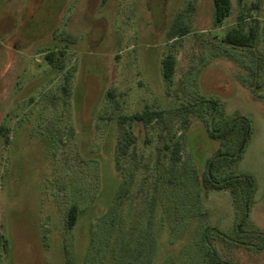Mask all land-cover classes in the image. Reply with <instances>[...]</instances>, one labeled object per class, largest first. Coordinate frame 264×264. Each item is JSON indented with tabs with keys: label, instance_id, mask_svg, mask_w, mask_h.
<instances>
[{
	"label": "rangeland",
	"instance_id": "obj_1",
	"mask_svg": "<svg viewBox=\"0 0 264 264\" xmlns=\"http://www.w3.org/2000/svg\"><path fill=\"white\" fill-rule=\"evenodd\" d=\"M241 12L247 27L258 21L253 56L219 43ZM178 16L188 34L175 45ZM213 16L212 0H0V264H122V249L131 264L145 240L142 264H206L205 228L221 259L264 264V0H231L216 27ZM184 104L200 113L183 130L171 112ZM145 108L163 122L127 119ZM233 122L223 175L251 179L246 211L196 184L220 147L207 128ZM170 136L183 148L168 183L156 157Z\"/></svg>",
	"mask_w": 264,
	"mask_h": 264
},
{
	"label": "trees",
	"instance_id": "obj_2",
	"mask_svg": "<svg viewBox=\"0 0 264 264\" xmlns=\"http://www.w3.org/2000/svg\"><path fill=\"white\" fill-rule=\"evenodd\" d=\"M244 0H238L239 3H242ZM214 16L213 23L214 26H219L223 21L229 16L231 12V0H212ZM246 17L241 14L237 17V21L234 27L228 28L224 35L219 39V43L223 46L222 51H232V52H241L242 54L246 53L250 56H253V50L258 46L259 41V27L258 21L252 19V25L246 26ZM188 34V29L185 23L182 22L180 16L175 18L172 23L170 30L167 33V39L172 41L173 44H177L178 40ZM54 56L53 51L46 55V59L52 63V57ZM175 58L172 54L166 55L162 61V75L165 81H170L174 74L175 70ZM52 66H55L53 63ZM66 91V88H64ZM110 96V93H107ZM200 106H194L192 104H184L180 108H174L171 112L173 116L181 117V126L182 129H187L190 124V119L196 117L200 113ZM163 111L160 110H151L145 108L142 112L135 113L127 117L130 122L141 124L143 127H147L152 123L163 122ZM234 122L231 125H224L219 129H209L207 128V136L212 140H218L220 142V147L215 150L213 155L206 161L205 170L200 177H197L196 184L200 191L207 193L209 191H228L232 197L233 204L238 199L244 201L245 211L249 205V198L252 192V181L248 177H234V176H224L223 170L227 163L231 161L232 156L230 153V143L232 140V133L234 132ZM181 136V135H180ZM249 137L248 125L245 122L242 127V134L240 140L239 150H241L242 145H245ZM174 136L168 138V142L163 144L162 149L157 150V163L162 165L161 159H168L167 167L165 171L169 173L168 183L176 180L178 164L181 160V151L182 143L179 140H173ZM129 142L126 144V146ZM124 154V150L122 151ZM234 154V156H237ZM118 165V163H116ZM196 174V173H195ZM172 180V181H171ZM123 182L121 183L119 189L123 188ZM117 195V193H116ZM117 210V209H116ZM116 210H113L115 214ZM110 216L113 213L110 211ZM78 209L75 205H72L65 214V223L68 229L72 228L77 220ZM246 218V216H245ZM245 218L243 220H245ZM150 227L152 226V219L149 221ZM161 226V225H160ZM148 230V229H147ZM210 230L208 228L203 229L202 234L200 235L201 246L199 249L203 251V256L206 264H234L231 261L221 259L215 250H213L208 242V234ZM216 235L221 238H225L219 232H215ZM257 237L259 238L260 245L255 248L256 252L264 251V233L257 232ZM1 238V236H0ZM146 239V234L144 236ZM146 242V240H145ZM144 243L139 242L140 248L131 249V253H128V256L131 257L136 263L131 264H142V259L144 257ZM246 246L247 250L251 248L247 243H240ZM122 258L124 264V249H122ZM128 251V250H127ZM138 261V263H137Z\"/></svg>",
	"mask_w": 264,
	"mask_h": 264
}]
</instances>
